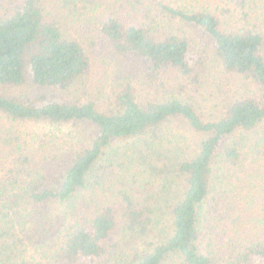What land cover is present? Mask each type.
Segmentation results:
<instances>
[{
	"label": "trees",
	"instance_id": "1",
	"mask_svg": "<svg viewBox=\"0 0 264 264\" xmlns=\"http://www.w3.org/2000/svg\"><path fill=\"white\" fill-rule=\"evenodd\" d=\"M46 1L0 16V264H264V0Z\"/></svg>",
	"mask_w": 264,
	"mask_h": 264
},
{
	"label": "rangeland",
	"instance_id": "2",
	"mask_svg": "<svg viewBox=\"0 0 264 264\" xmlns=\"http://www.w3.org/2000/svg\"><path fill=\"white\" fill-rule=\"evenodd\" d=\"M57 0H48L46 1L47 5H51L53 3H55ZM259 5H261L260 3H258ZM12 5L9 3V0H0V16H3L5 14H9L12 10ZM263 10H264V5H263ZM260 13V18L259 21H263L264 17V12ZM261 28L264 32V22L261 23ZM191 37V41H192V46L195 50V52L199 55L202 54L203 57L206 59V62H210L212 61V57L210 56V50H207L204 42L205 39L199 38L197 36V34L193 31L190 30V33H188ZM209 68L207 69L206 73H205V78L204 79V84L207 88V90H205V94L207 95L208 99H212L213 94H214V87L213 85L215 84V81L213 79V76H217L218 73V69L216 66H214V64L211 62L210 65L208 66ZM216 67V68H215ZM212 70V71H211ZM115 69L112 65V63L110 61H108L107 59H104L102 55L99 54L98 55H93V60L91 63V66L88 70V73L86 75V82H88V93L90 94V96H97L98 98L101 99H105L108 95V89L110 86V82L111 80L114 78L115 73L111 74L112 72H114ZM221 77V74H220ZM221 80V79H220ZM240 80H236V79H232L231 83H237ZM239 85L242 86V88H246V87H250L249 84H245V83H237ZM0 90H2V88L0 87ZM28 91V88L26 86H22V87H7L5 88V93H11V94H18L21 92H25ZM7 93V94H8ZM204 101V100H201ZM173 125L176 126V124L174 123H170L169 127ZM183 130V129H182ZM190 141L193 143L195 142V138L194 137H190ZM181 186L178 182H177V188ZM54 210H58L57 206L53 207ZM53 210V209H52ZM251 225V224H250ZM244 230H246V238L249 239L250 237V233L251 231H249V226L246 227Z\"/></svg>",
	"mask_w": 264,
	"mask_h": 264
}]
</instances>
